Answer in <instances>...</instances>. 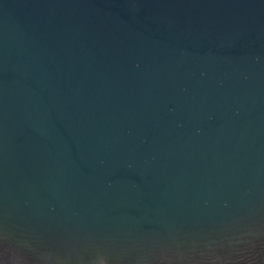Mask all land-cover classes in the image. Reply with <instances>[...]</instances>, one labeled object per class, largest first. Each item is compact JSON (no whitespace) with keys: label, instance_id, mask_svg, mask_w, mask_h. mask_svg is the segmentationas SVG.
Listing matches in <instances>:
<instances>
[{"label":"water","instance_id":"1","mask_svg":"<svg viewBox=\"0 0 264 264\" xmlns=\"http://www.w3.org/2000/svg\"><path fill=\"white\" fill-rule=\"evenodd\" d=\"M264 264V0H0V264Z\"/></svg>","mask_w":264,"mask_h":264},{"label":"clouds","instance_id":"2","mask_svg":"<svg viewBox=\"0 0 264 264\" xmlns=\"http://www.w3.org/2000/svg\"><path fill=\"white\" fill-rule=\"evenodd\" d=\"M98 264H106V261H104L103 259H101Z\"/></svg>","mask_w":264,"mask_h":264}]
</instances>
